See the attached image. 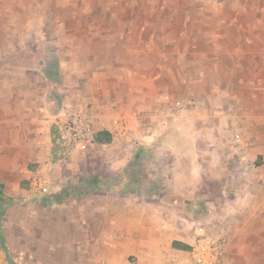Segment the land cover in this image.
I'll list each match as a JSON object with an SVG mask.
<instances>
[{
    "label": "rangeland",
    "instance_id": "rangeland-1",
    "mask_svg": "<svg viewBox=\"0 0 264 264\" xmlns=\"http://www.w3.org/2000/svg\"><path fill=\"white\" fill-rule=\"evenodd\" d=\"M52 1L0 0V204L1 199L6 201L0 206V264H114V260L122 258H127L129 264H138V257L125 247L124 237L108 236L113 229L99 224L93 228L89 227L91 225L86 228L84 224L79 227V221L75 223V207L83 206L87 197L119 193L102 185L96 191L90 184L92 176L99 178L100 183L104 182L103 179L122 176L134 152L151 146L155 157L143 168L142 180L157 185V192L167 194L166 200L174 207V214L177 212L184 217V192L190 194V201L198 203L208 188L215 191L217 184L210 187L205 184L198 189L196 184L181 181L178 171H183L184 176L187 168L184 162L187 164L189 158L184 161V150L178 149V145L203 140L228 142L232 136L235 139L238 135L253 143L250 154L257 156L255 163L260 164L263 161L260 145L264 146V81L222 85L230 90L229 103L241 116L237 127L229 122L222 129L213 127L212 122L204 126L198 118L195 85L192 93L188 91L190 87L187 89L178 84L173 86L176 89L172 93L166 94L164 85L158 84L156 96L163 94L167 96L166 100L158 101V109H153L152 115L135 117L136 98L132 100L123 96L129 88L127 78L134 74L130 79L141 80L151 71L145 69L149 63H144L145 67L140 70H124L129 76L118 83L95 84L88 72H78L70 66L68 54L56 50L52 39L56 28L52 16L56 6ZM196 1L184 0V14L189 16L184 19V29L196 28ZM240 2L238 12L247 17L241 27L253 30L251 49L259 48L260 43L256 42L264 39L256 34L264 30V0ZM231 9L232 4L227 3L224 13L231 12ZM196 40L195 36L186 37L184 46H196ZM127 52L120 53V56L131 60ZM144 58L148 60L146 56ZM108 66H112V61L103 67ZM107 68L100 72H106ZM118 71L120 69L113 68L107 72L115 76ZM169 73L178 76L181 72L159 69L158 78L168 80ZM25 74L29 77V84L27 90L24 86L22 91H27L29 109H34L30 112L28 146L11 149L8 114L11 108H16L21 92L14 79L18 77L19 80ZM5 77L14 79L10 81ZM120 95L123 97L119 99ZM180 109H186V113ZM81 113L87 115L90 122L85 131L87 138L85 142L74 144V131L61 130L57 124L60 116L63 125ZM71 128L74 125L71 124ZM104 129L113 134L110 145H100L92 139L96 132ZM155 132H159L156 143L146 144L143 140ZM69 140L71 144L66 142ZM195 150H187L185 158L196 154ZM140 191L137 195H124L135 199L141 195V199H145L144 196L150 193L146 186ZM177 198L180 203L175 205ZM211 199L215 201L218 197ZM216 206H220V201ZM191 214L198 220H205L208 216L206 209L199 207L193 208ZM213 219L217 223L215 228H219L220 223L223 226L228 221V215L217 210ZM200 226L206 229L205 232L209 231L207 222L203 221ZM227 264H245V261L231 260Z\"/></svg>",
    "mask_w": 264,
    "mask_h": 264
},
{
    "label": "crops",
    "instance_id": "crops-1",
    "mask_svg": "<svg viewBox=\"0 0 264 264\" xmlns=\"http://www.w3.org/2000/svg\"><path fill=\"white\" fill-rule=\"evenodd\" d=\"M238 1L241 3L240 0H197L196 28L189 30L184 29V19L189 18L184 14V0H53L56 6L52 16L56 25L53 44L59 53L68 54L73 69L88 72L95 84L118 83L129 76L124 70H140L148 62L145 67L151 70L148 75L139 81L130 79L134 74L127 78L129 88L123 94L132 100L136 98L135 117L152 115L153 109H158V101L166 100L167 96L161 93V97L156 96L158 84L164 85L166 94L172 93L176 89L173 86L178 84L190 87L188 91L192 93L195 85L198 118L204 126L212 122L213 127L222 129L229 122L237 127L241 116L229 103L230 90L222 85L264 81V40L256 42L260 43L259 48L251 49L254 32L241 27L247 17L238 12ZM227 3L232 4V9L224 13ZM193 36L197 39L196 46H184V38ZM256 37L264 39V30ZM126 50L131 60L120 56ZM111 61L112 66L103 67ZM19 68L22 70V66ZM104 68L106 72H100ZM113 68L120 69L118 75H109L107 71ZM163 68L181 73L178 76L169 73L168 80H163L161 76L158 78V70ZM5 79L13 81L14 77ZM17 79L14 82L20 85V96L16 108H11L8 114L11 149L28 146L30 112L34 111L29 109L27 91H22L24 86L27 90L29 77L25 74ZM180 110L186 113V109ZM158 133L148 135L143 141L153 145ZM232 137L228 142L203 140L178 145V149L184 150V161L189 158L187 164L184 162V167L187 166L184 176L183 171H178L180 180L196 184L198 189L205 184L209 187L217 184L216 190L208 188L198 203L190 201V194L184 192L187 216L174 214V207L166 200L167 194L154 189L149 190L145 199L141 195L137 199L124 195L136 193H99L87 197L83 206L75 207V223L79 221L76 223L79 227L84 224L93 228L99 224L113 229L108 236L124 237L125 247L138 257V264H193L189 251L197 237L205 233L206 229L200 226L205 221L210 224L209 231L227 240L221 264L231 260L264 264V146L260 143L263 161L258 164L257 156L250 154L253 143L248 138L237 140L238 135ZM191 149H196V154L185 158L186 151ZM165 175L164 172L163 180ZM213 197L218 199L210 200ZM219 201L220 206H216ZM179 203L177 198L175 205ZM195 207L206 209L205 220L194 218L191 211ZM217 210L228 215V221L223 226L220 223L219 228H215L217 223L213 219ZM114 264H129V261L122 258L114 260Z\"/></svg>",
    "mask_w": 264,
    "mask_h": 264
},
{
    "label": "trees",
    "instance_id": "trees-1",
    "mask_svg": "<svg viewBox=\"0 0 264 264\" xmlns=\"http://www.w3.org/2000/svg\"><path fill=\"white\" fill-rule=\"evenodd\" d=\"M53 71H56L55 67H53ZM94 142L100 145H110L113 143V134L107 129L98 131L94 134ZM154 157V148H150L147 146L142 147L134 152L129 165L127 166L126 171L122 176L111 179H103V183L99 182V178H95L92 176L90 184L96 191H98L97 188H99L100 185H102V187H107V189L110 191L119 193H139L144 186L148 187L149 190H154L156 189L155 184L144 182L142 180V174L144 172L143 168L147 167ZM78 189H80V187H78ZM1 201L2 203L0 204V206H2V204L6 202L2 199ZM175 246L186 249V246H180L179 244H175ZM187 249L190 250V248Z\"/></svg>",
    "mask_w": 264,
    "mask_h": 264
},
{
    "label": "built area",
    "instance_id": "built-area-1",
    "mask_svg": "<svg viewBox=\"0 0 264 264\" xmlns=\"http://www.w3.org/2000/svg\"><path fill=\"white\" fill-rule=\"evenodd\" d=\"M61 117L62 116L59 117L60 122L57 125L61 128V130L64 129L67 131H74L75 137L72 139L73 143L80 144L81 142H85L84 140L87 138L85 131L87 132L90 124L87 118L88 116L81 113L79 116L75 117V119L70 118L69 121L63 125H61L63 122ZM71 124L74 125V128H71ZM92 139L94 141V136H92ZM237 140L242 141V138L238 136ZM66 142L71 144V140ZM66 142L65 144H67ZM226 243L227 240L223 235L215 231L205 232L197 237L194 245L191 247L188 255L189 260L193 264H221ZM164 264L172 263L167 262Z\"/></svg>",
    "mask_w": 264,
    "mask_h": 264
}]
</instances>
